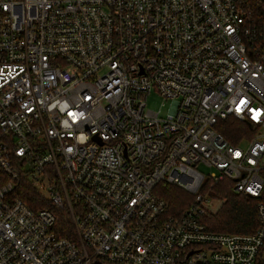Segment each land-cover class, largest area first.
<instances>
[{
	"label": "built area",
	"instance_id": "obj_1",
	"mask_svg": "<svg viewBox=\"0 0 264 264\" xmlns=\"http://www.w3.org/2000/svg\"><path fill=\"white\" fill-rule=\"evenodd\" d=\"M152 89L173 101L166 117L146 107ZM229 115L249 124L245 147L215 129ZM224 178L256 199L253 232L204 221L224 202L207 184ZM21 181L65 209L71 236ZM159 182L190 205L167 215ZM263 247L264 11L0 0V264H264Z\"/></svg>",
	"mask_w": 264,
	"mask_h": 264
},
{
	"label": "trees",
	"instance_id": "obj_2",
	"mask_svg": "<svg viewBox=\"0 0 264 264\" xmlns=\"http://www.w3.org/2000/svg\"><path fill=\"white\" fill-rule=\"evenodd\" d=\"M249 3L254 15H260L264 11V0H249ZM215 129L232 143H238L243 135L251 132L247 122L240 121L232 115L219 121L215 125ZM18 187L16 193L33 209L46 207L54 212L56 216L54 228L60 236L72 235V227L65 209L53 207L25 181H21ZM206 189L210 195L224 199L217 212L206 216L204 221L209 229L225 233H251L254 231L257 224L256 199L234 192L232 181L227 178L212 185L207 184ZM154 192L165 200L167 215H179L193 200L191 193L176 185L163 182H159L155 186Z\"/></svg>",
	"mask_w": 264,
	"mask_h": 264
},
{
	"label": "rangeland",
	"instance_id": "obj_3",
	"mask_svg": "<svg viewBox=\"0 0 264 264\" xmlns=\"http://www.w3.org/2000/svg\"><path fill=\"white\" fill-rule=\"evenodd\" d=\"M172 102L173 101L171 99H166L162 97L155 89H152L151 93H149L147 96L146 107L153 111L159 110V116L166 117V115L171 109ZM238 144L240 147H245L247 145V140L245 138H242ZM197 168L205 174L213 171V168H210L203 164H197ZM43 193L46 194L45 191H43ZM220 199H223V198H220Z\"/></svg>",
	"mask_w": 264,
	"mask_h": 264
},
{
	"label": "water",
	"instance_id": "obj_4",
	"mask_svg": "<svg viewBox=\"0 0 264 264\" xmlns=\"http://www.w3.org/2000/svg\"><path fill=\"white\" fill-rule=\"evenodd\" d=\"M95 264H102V263H100L99 261H96Z\"/></svg>",
	"mask_w": 264,
	"mask_h": 264
}]
</instances>
